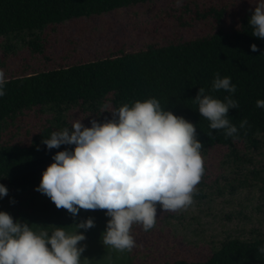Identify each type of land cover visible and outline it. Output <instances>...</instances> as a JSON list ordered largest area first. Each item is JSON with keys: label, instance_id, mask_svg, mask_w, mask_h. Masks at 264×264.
Instances as JSON below:
<instances>
[{"label": "trees", "instance_id": "trees-1", "mask_svg": "<svg viewBox=\"0 0 264 264\" xmlns=\"http://www.w3.org/2000/svg\"><path fill=\"white\" fill-rule=\"evenodd\" d=\"M153 1L157 0H0V39L22 37L25 33L36 43L45 28H54L67 20ZM203 11L199 18L209 16L206 12L213 16L212 32L189 38L176 34L165 43L148 42L137 48L41 69L13 74L3 71L0 183L13 189L38 184L41 170L52 154L72 147L61 144L47 148L41 138H47L53 130L70 127L64 112L74 106L95 114L99 121L111 115H100L102 108L153 96L162 107L193 122L202 154L215 147L228 148L234 154L238 143L258 146L264 140V108L255 104L257 98L264 99V38L251 34L247 24L249 10L235 27L221 25L222 7L209 6ZM250 43L257 45L255 51L250 49ZM3 45L6 49L11 47L8 42ZM216 74L229 76L235 91L229 94L223 89L212 90L211 82ZM199 87L221 100L225 95L235 99L236 107L227 110L230 123L237 127L234 135L225 136L223 129L208 127V120L198 113L192 99ZM32 110L49 111L52 116L33 128L25 124L26 139H17L23 131L18 126ZM241 120H246L243 127ZM203 179L201 176L198 186L206 185ZM241 183L245 185L246 181ZM233 190L230 186V191ZM39 194L43 198L39 208L43 214L60 219L68 212L63 207L57 208L45 194ZM193 194L204 197L201 188ZM95 210L100 217L105 216V210ZM261 244L264 234L250 239L232 237L221 242L203 260L176 257L145 264H264V255L257 252Z\"/></svg>", "mask_w": 264, "mask_h": 264}, {"label": "rangeland", "instance_id": "rangeland-1", "mask_svg": "<svg viewBox=\"0 0 264 264\" xmlns=\"http://www.w3.org/2000/svg\"><path fill=\"white\" fill-rule=\"evenodd\" d=\"M253 4L254 0H181L177 6L175 0H157L70 19L54 28H45L36 43L25 33L22 37L0 39V70L13 74L95 58L148 42L165 43L176 34L189 38L209 33L214 29L213 16L206 12L209 16L199 18L209 6L222 7L221 25L235 27L245 11L252 10ZM5 42L11 45L9 49L3 45ZM64 114L69 125L73 119L80 118L87 126L89 120L96 117L77 106ZM100 115L107 117L110 112L102 110ZM50 116L49 111H30L18 126L23 131L16 138L26 139L25 124L33 128ZM200 154L201 176L206 185L196 184L195 189L201 188L204 197L192 194V203L178 210L165 211L157 204L152 228L145 231L139 224L132 225L130 231L135 245L131 250H117L101 242L108 217H100L95 209L80 208L75 216L66 212L60 219L43 214L39 210L43 198L35 187L6 186L7 193L0 197V210L28 222L34 230L53 224L70 232L75 229V222L90 216L93 226L77 229L85 235V239L78 242L84 245L81 264H145L176 257L203 260L228 238L250 239L264 234V181H261L264 178V140L256 147L238 143L234 154L224 147ZM242 180L246 181L245 185Z\"/></svg>", "mask_w": 264, "mask_h": 264}, {"label": "clouds", "instance_id": "clouds-1", "mask_svg": "<svg viewBox=\"0 0 264 264\" xmlns=\"http://www.w3.org/2000/svg\"><path fill=\"white\" fill-rule=\"evenodd\" d=\"M175 3L179 6L181 0ZM247 24L253 36L264 38V0H254ZM249 47L255 51L257 45L250 43ZM4 84L0 70V96ZM235 88L227 75L216 74L211 82L212 90L230 94ZM192 99L210 129H223L225 136L237 132L227 115L229 108L236 107L230 95L221 100L199 87ZM255 104L264 108V99L257 98ZM101 110H108L110 117L92 118L87 126L80 118L73 119L70 127L41 138L47 148L72 147L52 154L34 187L73 216L80 208L105 210L108 219L101 242L117 250H131L135 245L132 225L139 224L145 231L152 228L157 204L168 211L192 203L203 172L202 145L193 122L162 107L153 96ZM245 124L246 120L240 121V127ZM6 193V186L0 183V197ZM93 224L89 216L75 222L70 232L53 224L34 230L28 222L0 210V264H81L84 245L78 242L85 235L77 229ZM257 252L264 255V244Z\"/></svg>", "mask_w": 264, "mask_h": 264}]
</instances>
